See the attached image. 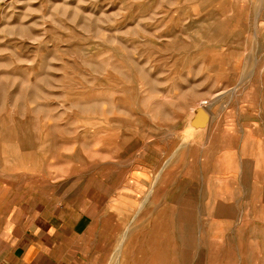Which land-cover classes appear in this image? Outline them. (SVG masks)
Masks as SVG:
<instances>
[{"label": "rangeland", "instance_id": "374dc122", "mask_svg": "<svg viewBox=\"0 0 264 264\" xmlns=\"http://www.w3.org/2000/svg\"><path fill=\"white\" fill-rule=\"evenodd\" d=\"M0 178L96 264H264V0H0Z\"/></svg>", "mask_w": 264, "mask_h": 264}, {"label": "crops", "instance_id": "0c3cea01", "mask_svg": "<svg viewBox=\"0 0 264 264\" xmlns=\"http://www.w3.org/2000/svg\"><path fill=\"white\" fill-rule=\"evenodd\" d=\"M30 199L0 178V264H96L89 249L99 233L88 212L34 209Z\"/></svg>", "mask_w": 264, "mask_h": 264}, {"label": "water", "instance_id": "95a60500", "mask_svg": "<svg viewBox=\"0 0 264 264\" xmlns=\"http://www.w3.org/2000/svg\"><path fill=\"white\" fill-rule=\"evenodd\" d=\"M211 115L203 106L195 109L193 116L190 118V124L196 128H205L210 122Z\"/></svg>", "mask_w": 264, "mask_h": 264}, {"label": "bare ground", "instance_id": "6f19581e", "mask_svg": "<svg viewBox=\"0 0 264 264\" xmlns=\"http://www.w3.org/2000/svg\"><path fill=\"white\" fill-rule=\"evenodd\" d=\"M208 126V125H207ZM119 260V259H118Z\"/></svg>", "mask_w": 264, "mask_h": 264}]
</instances>
